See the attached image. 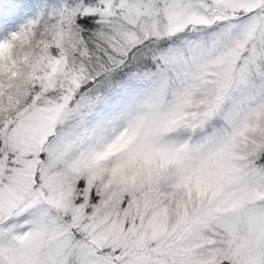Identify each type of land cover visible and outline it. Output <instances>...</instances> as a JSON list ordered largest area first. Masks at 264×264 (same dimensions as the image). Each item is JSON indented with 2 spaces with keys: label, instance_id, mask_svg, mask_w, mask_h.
<instances>
[{
  "label": "snow or ice",
  "instance_id": "snow-or-ice-1",
  "mask_svg": "<svg viewBox=\"0 0 264 264\" xmlns=\"http://www.w3.org/2000/svg\"><path fill=\"white\" fill-rule=\"evenodd\" d=\"M34 2L0 0V264H264V0Z\"/></svg>",
  "mask_w": 264,
  "mask_h": 264
},
{
  "label": "rangeland",
  "instance_id": "rangeland-1",
  "mask_svg": "<svg viewBox=\"0 0 264 264\" xmlns=\"http://www.w3.org/2000/svg\"><path fill=\"white\" fill-rule=\"evenodd\" d=\"M61 0H35L34 3L28 5V12L21 24L30 19H37L45 16V13L50 14L52 7L58 5ZM47 5V7H45ZM19 26V25H18Z\"/></svg>",
  "mask_w": 264,
  "mask_h": 264
},
{
  "label": "trees",
  "instance_id": "trees-1",
  "mask_svg": "<svg viewBox=\"0 0 264 264\" xmlns=\"http://www.w3.org/2000/svg\"><path fill=\"white\" fill-rule=\"evenodd\" d=\"M48 15H49L48 13H45V16L43 18H47Z\"/></svg>",
  "mask_w": 264,
  "mask_h": 264
}]
</instances>
